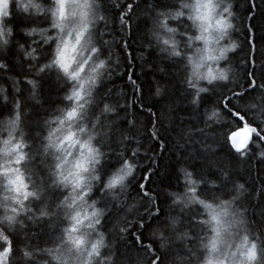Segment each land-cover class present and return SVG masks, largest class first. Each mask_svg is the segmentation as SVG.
<instances>
[{"label":"snow or ice","instance_id":"1","mask_svg":"<svg viewBox=\"0 0 264 264\" xmlns=\"http://www.w3.org/2000/svg\"><path fill=\"white\" fill-rule=\"evenodd\" d=\"M246 2L241 19L233 0H0V264H126L117 239L137 249V264H264V211L259 223L249 219L251 193L236 171L252 157L264 162L256 0ZM245 20L241 45L232 35ZM133 25L147 34L145 49L163 54L196 121L165 189L179 212L163 218L144 182L152 167L136 180L157 163L151 149L141 155L142 136L160 139L156 113L131 76V95L102 94L129 54ZM259 52L264 69V40ZM49 85L56 107L41 116ZM166 91L158 85L152 95ZM137 111L149 113L151 127H137Z\"/></svg>","mask_w":264,"mask_h":264},{"label":"trees","instance_id":"2","mask_svg":"<svg viewBox=\"0 0 264 264\" xmlns=\"http://www.w3.org/2000/svg\"><path fill=\"white\" fill-rule=\"evenodd\" d=\"M233 3L235 4V10L239 18L243 19L246 15V9H249L246 0H233ZM248 24L249 21L245 20L244 26L232 35V39L236 40L241 45L246 43V37L249 35L247 31ZM250 24L254 29V39L258 50L257 67L254 69V75L257 77V84L259 85V77L261 73L264 72V69L259 67V49L262 40H264V3H261V0H256V7ZM147 42V34L143 29L133 25L127 37L129 54L126 56L121 54L119 66L115 68L111 78L105 82L102 94L105 90L111 89L113 98L131 95L133 89L128 82L129 76H131L143 90L145 105L151 106L156 113V126L159 130L160 139L153 143L147 135L142 136L141 140L144 147L141 149V155L145 148L151 149L149 155H151L152 152L158 153V155L155 156L157 163L154 165H147L137 170L136 180H142V173L147 171V167H152L153 172L151 174V179L144 182L159 198L160 217L163 218L169 214L177 215L179 212V209L169 207L168 202L165 200V189L168 188L170 181L173 184L175 183V181L172 180V173L177 167V161L183 159L190 151L187 146L183 148L180 146L183 142L182 134L184 130L192 126L196 121L194 115L190 111L189 105L181 98V85L179 81L175 80L171 75L173 70L168 67V62L163 59V54H158L157 48L145 49L143 47ZM243 55L244 49L242 47L235 56H232V62L238 65ZM219 66L223 67L224 62L222 61ZM162 68L165 69L164 72L161 71ZM249 68H252L251 64H249ZM158 85L164 86L167 89L163 99L152 95ZM256 94L257 93H253V95ZM208 95L210 100L214 102L215 97L210 93ZM41 99L43 101V108L37 111L39 115L44 116V109L51 110V108L56 107L57 92L55 86L49 85L45 88ZM205 110V107L201 106V113H204ZM207 110L211 111V104L207 105ZM135 118L138 121L137 127H142V125L151 127L149 113L145 112L141 114L137 111L135 112ZM122 126H126V124ZM201 126L203 125L201 124ZM218 130L219 129H217V131ZM207 136L208 142H211L212 133L208 132ZM161 142L164 147H160ZM194 147L199 148V145H194ZM226 151L227 149H223L220 154L223 155ZM141 163L144 164L145 161H141ZM236 171L239 181L244 183L248 192L251 193L250 196L246 193L243 200L244 206L248 208L249 219L259 223L261 221L260 213L264 211V162H261L259 158L252 157L250 161L237 164ZM136 188L137 185L133 182L129 188L128 199L130 203L136 197ZM34 230L37 232L41 231V226L36 227ZM108 240L113 242V236H109ZM114 242L118 254H122L120 258L124 259L126 264H137V249H126L128 241L120 242L117 239Z\"/></svg>","mask_w":264,"mask_h":264}]
</instances>
